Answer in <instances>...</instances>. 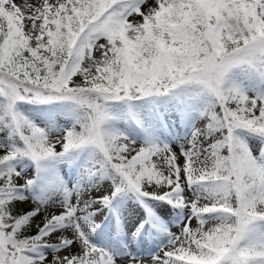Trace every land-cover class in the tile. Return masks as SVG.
Returning a JSON list of instances; mask_svg holds the SVG:
<instances>
[{"label":"snow or ice","instance_id":"snow-or-ice-1","mask_svg":"<svg viewBox=\"0 0 264 264\" xmlns=\"http://www.w3.org/2000/svg\"><path fill=\"white\" fill-rule=\"evenodd\" d=\"M0 264H264V0H0Z\"/></svg>","mask_w":264,"mask_h":264}]
</instances>
